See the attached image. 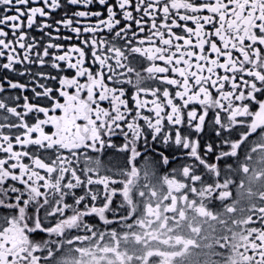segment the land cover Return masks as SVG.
Wrapping results in <instances>:
<instances>
[{
    "label": "snow or ice",
    "instance_id": "6c2138e0",
    "mask_svg": "<svg viewBox=\"0 0 264 264\" xmlns=\"http://www.w3.org/2000/svg\"><path fill=\"white\" fill-rule=\"evenodd\" d=\"M245 177L264 0H0V264H264Z\"/></svg>",
    "mask_w": 264,
    "mask_h": 264
},
{
    "label": "flooded vegetation",
    "instance_id": "af4514ba",
    "mask_svg": "<svg viewBox=\"0 0 264 264\" xmlns=\"http://www.w3.org/2000/svg\"><path fill=\"white\" fill-rule=\"evenodd\" d=\"M249 178H247V177H245V180H246V185H245V187L247 188V187H249V186H251L252 187V190H253V195L251 196V197H246L245 198V201H244V203L246 204V203H249L250 201H252V200H255V196H256V193L257 192H259V191H261V190H264V179H259V180H257V179H255V178H252V183H251V185H249L248 183H247V180H248ZM239 207V206H238ZM235 215L237 216V217H239L240 216V212H239V210L235 213ZM217 235H220V233H219V231L217 232ZM203 243H212V244H215V241L214 240H209V241H205V242H203ZM159 247V245H157V247H155V248H158ZM152 248H154V247H152ZM216 249L215 248H213V249H204V251H215ZM147 254L148 253H145V256H147ZM208 259H211V257H208ZM215 259L217 260V261H219V260H221V257H219V256H217V257H215Z\"/></svg>",
    "mask_w": 264,
    "mask_h": 264
},
{
    "label": "rangeland",
    "instance_id": "374dc122",
    "mask_svg": "<svg viewBox=\"0 0 264 264\" xmlns=\"http://www.w3.org/2000/svg\"><path fill=\"white\" fill-rule=\"evenodd\" d=\"M150 247H151V248H152V247L155 248V247H157V245H156V244H153V245H151ZM141 251H143V250H141ZM117 259H119V257H117Z\"/></svg>",
    "mask_w": 264,
    "mask_h": 264
}]
</instances>
